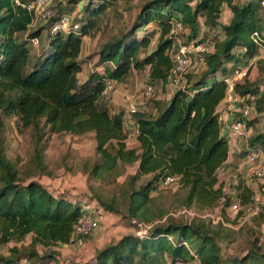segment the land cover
<instances>
[{
	"label": "trees",
	"instance_id": "1",
	"mask_svg": "<svg viewBox=\"0 0 264 264\" xmlns=\"http://www.w3.org/2000/svg\"><path fill=\"white\" fill-rule=\"evenodd\" d=\"M80 1L70 0L69 4ZM117 1L89 0L80 18L59 9L47 22L29 29L31 14L15 0H0V130L4 119L11 117L19 128L31 130L32 162L43 175H51L45 147L46 136L52 134L93 133L99 159L84 164L89 179L98 180L119 166L136 164L127 180L130 191L124 216L134 224H149V229L105 245L90 264H188L194 260L199 264H264L259 228L264 222V206L252 217L256 228L248 231L245 253L223 254L220 243L233 242L240 234V228L235 231L229 224L236 225L242 216L233 219L226 209L232 201L241 205L254 201L255 190L244 176H238L232 198L218 177L229 155L228 135L218 111L228 93L224 77L231 71L228 64L254 60L259 49H264V0H145L132 23L99 46L92 73L79 83L77 75L90 59L80 57L83 37L90 35L96 18ZM223 5L232 13L229 23L219 20ZM62 14L71 17L70 28L52 33V25ZM200 18L208 30L216 32L193 43L205 42L210 48L204 54L203 71H188L184 87L173 90L168 100H152L154 115L140 110L128 115L127 109L112 113L102 102L105 83H122L137 69L147 71L148 84H166L175 65L173 54L179 48L175 24L189 31L188 40H195ZM148 27L151 29L138 35ZM20 34L26 36L20 38ZM41 36L42 49L30 65V41ZM256 64L261 76L264 58L256 59ZM259 78L251 81L244 76L231 91L239 97L240 108L254 101L256 117L264 115V82L257 81ZM127 117L138 126V134L133 136L138 145L132 148L126 143L131 137L124 128ZM256 119L242 118L235 111V120L244 121L250 129L241 155L250 150L264 153V132ZM169 176L176 177L180 207L202 213L219 209L223 221L183 222L168 217L152 193L161 194L159 183ZM142 177L147 180L136 184ZM92 201L96 203L90 206ZM97 204L107 212H121L113 197L105 200L94 194L89 201H72L53 194L37 180L24 182L0 144V244L14 243L6 255L0 254V264L50 263L55 252L41 254L38 246L50 248L82 240L87 235L73 238L74 227L83 217L93 215ZM27 235L30 242L24 243Z\"/></svg>",
	"mask_w": 264,
	"mask_h": 264
},
{
	"label": "rangeland",
	"instance_id": "2",
	"mask_svg": "<svg viewBox=\"0 0 264 264\" xmlns=\"http://www.w3.org/2000/svg\"><path fill=\"white\" fill-rule=\"evenodd\" d=\"M69 1L70 0L56 1L52 6L53 14L57 13L59 9H65L62 13H72L73 16L79 18L84 17L85 5L89 0H81L76 5L69 4ZM143 1L145 0H118L116 5L107 8L96 18V25L91 30L90 35L84 38L85 40L80 56L82 59H90H88L89 62L86 63L79 74V83L84 82L90 73H92L95 61L93 57L97 52V47L112 37H115L127 25L131 24ZM244 2L245 0H234V3ZM64 3H66L65 5L67 7L64 5L66 8L63 6ZM231 17V11L226 5H223L219 20L223 23H229ZM148 29L151 28L142 29V31L138 32V35H141L142 32ZM179 34L175 42L176 47L186 44L185 46L188 47V55L191 58L190 70H195L200 73L204 69L202 64L203 61L201 62L197 59L192 44L196 40L198 41L204 38L205 35L213 37L214 34H216L215 30H208L204 20L200 18L198 20L196 33L198 37L195 40H188V35L190 33L187 29H184ZM19 36L20 38H24L26 34H20ZM43 43L44 39L43 36H41L38 38L37 46H33L31 43L29 44V48L31 49L29 57L30 65L40 53ZM154 45L155 40L152 45H150V49L153 48ZM263 51L264 49H259L258 52ZM142 55L143 52H140V56ZM146 74V70L132 69L125 81L123 83H117L111 93L103 99L102 102H105L113 113L121 110L125 111L129 108L130 104H135L137 110L143 109L148 113H153L152 100H158L156 98L158 95L160 98L165 97L167 92H170L173 88L172 86H168V88L161 87L160 89V87L156 86L153 96L145 98L144 91L148 84L145 81ZM257 81L263 84L264 72ZM117 96H119V98H117ZM116 98L119 101H117ZM239 104L240 102H234L232 106L229 107V104L224 102L220 110L226 118H231L233 114H235V111L238 110ZM256 116V114H252L250 115V119L255 120L257 118L258 128L264 132V115L259 117ZM249 131V129H245V134L248 135ZM31 138V130L19 128L15 118L11 117L4 119V127L0 130V144L3 147L6 157L16 166L24 182L30 179L37 180L53 194H63L72 201L80 199L89 201V197H94V194L99 195L105 200H109L113 197L116 200L117 206L121 209L120 213L107 212L97 204L95 205L97 209H95L94 214L99 221V228L93 234L87 235L82 240L68 245H59L50 248L38 246V251L41 254L55 252L56 256L54 260L48 264H90L94 261L95 253L105 245L116 242L126 234L137 233L141 235L144 229L148 231L149 224H134L130 219L124 216V203L130 191L127 180L130 175L134 174L136 164L119 166L115 171L104 174L102 178L98 180L89 179L87 173L84 172V164H90L94 160L99 159L94 149L95 141L93 133L89 132L79 136L72 134H52L46 136L45 163L51 173V175L47 176L38 173L32 162L33 144ZM241 141L244 143L245 139L243 138ZM135 144V138L132 136L129 137L127 146L132 148ZM243 148H245V144H241L236 151H232L231 154L235 155V157L232 155V163L224 165L218 171L219 180L225 184V191L233 198L235 196V191L232 186L236 184L238 176H244L246 183L253 186L255 190L254 200L260 206H264V177H255L253 175V168L255 166H264V156L262 157L260 155L256 163L252 165L246 159L247 154L240 155ZM236 156L239 157L238 161ZM146 180L147 178L142 177L136 181V184H141ZM176 190V185H173L169 188L161 187L162 192H159L161 194L157 192L152 193L156 198L157 205L167 210L168 217L183 222L205 219L214 224L215 222L213 219L221 216L219 209L202 213L191 208L187 214H182L181 210L183 208L178 205V195H175V192H177ZM95 203V201H92L90 206H93ZM226 213L230 215L228 208L226 209ZM158 222L159 221H156L153 224ZM233 227L235 231L240 228V234L236 240L229 243L224 241L221 242L220 245L224 255L240 256L244 254L249 247L247 242L249 238L248 231L250 228H256L254 218H243L239 225H234ZM259 228L261 230V240L264 242V222ZM30 237V235H27L24 243H29ZM170 239H172V237H170ZM12 245H14L13 242H9L5 245L0 244V254L6 255L8 249ZM22 264L27 263L23 261ZM192 264H197V262Z\"/></svg>",
	"mask_w": 264,
	"mask_h": 264
},
{
	"label": "built area",
	"instance_id": "3",
	"mask_svg": "<svg viewBox=\"0 0 264 264\" xmlns=\"http://www.w3.org/2000/svg\"><path fill=\"white\" fill-rule=\"evenodd\" d=\"M56 1L61 0H30L27 3H20L18 0H15L16 4L21 5L31 14V22L29 24V28H34L37 25L43 24L47 22L51 16L53 15L52 6ZM263 4V2H262ZM71 25V17L67 14H62L52 25L51 32L56 33L58 31H67ZM77 26H75L76 28ZM183 30L180 23H176L173 28V33L177 34ZM255 36L257 34L255 33ZM178 38V37H177ZM178 40V39H177ZM31 44L33 46H37L38 38H32ZM192 48L194 49L197 59L199 61H203L204 54L210 50L207 43L202 42L198 44H192ZM175 65L172 70L171 75L168 78V83L172 86L173 90L176 88L184 87L186 83L185 74L190 70L191 67V58L188 55V47L182 45L179 46L177 51L173 54ZM247 75V71L241 68H236L233 70L232 74L226 75L224 80L227 84L228 93L225 98V102L229 104V107L232 106L234 102L239 103V97L232 94L233 85L236 81L242 79L244 76ZM117 82L115 80H108L105 83V87L103 89V96L107 97L111 91L116 86ZM155 84H147L144 95L145 98L152 97L155 91ZM137 106L135 104H130L129 108H127V114H131L137 111ZM238 110L241 112L242 118L249 117L250 115L255 113L254 109V101L251 99L249 104H244L241 108L238 106ZM124 128L125 130L131 135L136 136L138 134V126L135 121L131 117H127L124 121ZM245 123L242 120H234L232 121L229 126L228 130L232 134L242 135L245 132ZM262 155V153L250 150L249 153L246 155L247 161L254 165L258 158ZM253 175L255 177H264V166H255L253 168ZM176 177H166L165 179L161 180L159 183V187L167 188L170 186L175 185ZM228 210L230 211V216L234 219L236 216L241 214L237 219V224L246 217H255L260 213L261 207L260 205L254 200L248 203L241 205L237 200L232 201V203L228 206ZM189 209L181 210L182 214H187ZM229 215V214H228ZM218 220L223 219L220 217L214 218L213 221L217 222ZM134 222V220H132ZM229 226H234V224H229ZM99 228V221L95 214L87 215L83 217L74 227V237L77 238L79 236H86L93 234ZM147 231L144 229L142 234H145ZM71 240H73L71 238Z\"/></svg>",
	"mask_w": 264,
	"mask_h": 264
},
{
	"label": "crops",
	"instance_id": "4",
	"mask_svg": "<svg viewBox=\"0 0 264 264\" xmlns=\"http://www.w3.org/2000/svg\"><path fill=\"white\" fill-rule=\"evenodd\" d=\"M85 37H87V36H85ZM85 37H83V43H84V38ZM83 43H82V48H83ZM82 48H81V51H82ZM98 48L99 47H97V50H98ZM261 53V54H260ZM81 55V54H80ZM81 57V56H80ZM94 60H96V58H97V55H96V53L94 54ZM258 58H264V51L263 52H258V56H257V58L256 59H258ZM256 59H254V60H251V61H247L246 59H240L238 62H236V63H230V64H228V67L231 69V71H230V73L229 74H232V72H233V70L234 69H236V68H241V69H243V70H246L247 71V77H248V79L249 80H251V81H253V80H256L258 77H259V71H258V67H257V64H256ZM89 62V60L86 62V63H88ZM95 62V61H94ZM86 63H84L83 65H82V67H81V71H82V69L84 68V66L86 65ZM81 71L78 73V79H79V74L81 73ZM228 74V75H229ZM79 81V80H78ZM123 83V82H122ZM156 86H158V87H160V89H161V87H167L168 88V86H171L168 82L166 83V84H158V85H156ZM170 91V90H169ZM172 93H173V89H171V91L170 92H167V94L165 95V97H163V98H160V96L158 95V96H156V98L158 99V100H168L170 97H171V95H172ZM117 98H119V96H117ZM116 98V99H117ZM117 101H119L118 99H117ZM224 102H225V100L223 101V103H221V105L218 107V111L220 112V117H221V119H222V121L225 123V132L227 133V135H228V142H229V155H228V159H227V161L225 162V164L224 165H226V164H231L232 163V158L231 157H235V155H233V154H231L232 153V151H236L237 150V148L238 147H240V145L242 144V145H244L245 144V142L243 143L241 140L244 138L245 140H246V137L249 135H246L245 134V132L242 134V135H236V134H232V133H230L229 134V130H228V126H229V124L232 122V121H234L235 120V114H233V116L231 117V118H226V116H224L223 115V113H222V111L220 110V107L224 104ZM141 111H145V110H143V109H140ZM146 112V111H145ZM113 113V112H112ZM156 113V109H155V107H153V113H149V114H152V115H154ZM254 114H256V113H254ZM257 115V114H256ZM256 125L258 126V123H256ZM248 130V129H247ZM250 130V129H249ZM249 133H250V131H249ZM133 137V136H132ZM133 138H135V137H133ZM129 139V138H128ZM135 142H136V144H135V146L134 147H136L137 145H138V143H137V141H136V139H135ZM126 143H127V141H126ZM246 145V144H245ZM244 149V148H243ZM242 149V150H243ZM233 155V156H232ZM240 155H241V153H240ZM262 157L264 156V153H262V155H261ZM236 159H237V161L239 160V157H237L236 156ZM223 165V166H224ZM222 166V167H223ZM221 167V168H222ZM220 168V169H221ZM219 169V170H220ZM195 262H197V264H199L198 263V261L197 260H194V261H191L190 263H188V264H192V263H195ZM48 264V263H47Z\"/></svg>",
	"mask_w": 264,
	"mask_h": 264
}]
</instances>
